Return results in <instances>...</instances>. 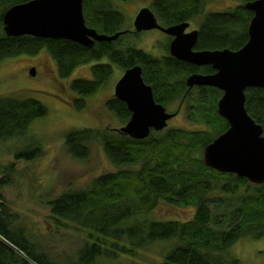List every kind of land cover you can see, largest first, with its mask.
Here are the masks:
<instances>
[{"label": "trees", "instance_id": "trees-1", "mask_svg": "<svg viewBox=\"0 0 264 264\" xmlns=\"http://www.w3.org/2000/svg\"><path fill=\"white\" fill-rule=\"evenodd\" d=\"M32 0H0V63L6 59L34 56L45 50L57 65L61 79L78 67H91L90 79H74L73 106L83 111L87 98L101 90L114 68L123 72L142 68L145 83L151 86L157 103L169 106L177 100L188 101L186 80L192 74H213L210 66L196 67L179 61L163 46L154 56L131 42L125 15L113 0H83L86 26L99 34L112 36L126 32L116 41L96 42L91 48L63 39L31 36L9 37L2 17L12 6ZM129 2L133 0H118ZM211 0H151L148 7L164 27L189 23L198 29L195 50H239L248 41V24L253 13L244 5L256 0H237L226 11H212ZM198 96L189 106L188 116L197 117L207 129L189 131L166 128L136 140L122 134L120 128L72 130L65 135L70 157L86 160L90 144L98 141L116 171L95 178L86 189H70L48 202L50 219L57 229L85 233L87 243L80 250L77 264H97L100 259L134 260L156 244H167L158 264H242L230 254L242 238L264 237V184L256 186L234 174L220 173L205 165L203 150L228 129L218 115L220 90L198 87ZM245 107L264 130V90L248 89ZM190 102V100H189ZM104 109L122 123L130 119L126 105L114 96ZM47 108L31 98L0 96V141L26 135L35 120L47 115ZM40 148L19 151L16 160L32 161ZM9 169H12L10 166ZM0 188L11 183L0 175ZM193 208L190 220H157L151 213L159 207ZM17 213L0 193V264H59L47 259Z\"/></svg>", "mask_w": 264, "mask_h": 264}, {"label": "rangeland", "instance_id": "rangeland-1", "mask_svg": "<svg viewBox=\"0 0 264 264\" xmlns=\"http://www.w3.org/2000/svg\"><path fill=\"white\" fill-rule=\"evenodd\" d=\"M150 2L151 0H113L114 6L125 15L130 25L138 12L148 7ZM237 4V0H211L208 8L212 11H226ZM189 28L191 30L195 27L190 25ZM142 32H137L131 42L146 53L157 57L162 55L167 36L158 30ZM94 64L97 62L78 67L69 77L61 79L55 61L45 50L34 56L23 55L0 63V96L14 95L20 99H35L48 112L45 117L34 121L25 136L0 141V175L6 172L11 181L9 185L0 188V193L12 212L17 213L25 223L31 240L37 244L39 251L45 253L47 259L59 264H77L80 250L88 241L85 233L57 229L50 219L48 202L70 189H86L95 178L116 171L98 141L90 144L88 159L77 160L70 157L64 143L65 135L72 130H102L126 125L104 109V103L114 96L115 84L124 73L118 68H114L111 78L101 90L87 98V107L83 111L74 108L73 100L76 96L70 89V84L74 79H90ZM32 69L35 70L34 76L30 74ZM197 92V89L192 90L188 94V101L177 100L165 106L168 113L178 111L168 122L167 128L189 131L207 129L204 123L198 122L197 117L187 115L189 110L192 111L189 105L197 99ZM36 148H40V155L32 161L15 159L17 152ZM10 166L12 169H9ZM193 211L191 207L178 210L163 206L150 215L157 220L187 221L192 218ZM165 247L167 244H156L134 260L119 257L116 261H109L101 258L97 264H158L160 253ZM229 252L242 264H264V237L242 238Z\"/></svg>", "mask_w": 264, "mask_h": 264}, {"label": "water", "instance_id": "water-1", "mask_svg": "<svg viewBox=\"0 0 264 264\" xmlns=\"http://www.w3.org/2000/svg\"><path fill=\"white\" fill-rule=\"evenodd\" d=\"M245 9L253 13L248 24L247 43L239 50H195L198 30L185 31L189 23L162 27L149 7L142 8L134 22L135 32L160 30L172 37L169 54L196 67L210 66L213 74H192L186 80L189 89L211 87L221 91L218 115L228 129L203 150L207 167L220 173L234 174L251 184H264V130L248 114L246 91L264 90V0L248 2ZM3 30L9 37L67 40L91 48L95 42L116 41L126 32L112 36L99 34L86 26L83 0H32L10 7L2 17ZM30 74L35 75L32 69ZM114 97L123 102L131 116L118 131L136 140L161 132L178 112L168 113L157 103L151 86L142 76V68L124 71L115 84Z\"/></svg>", "mask_w": 264, "mask_h": 264}, {"label": "flooded vegetation", "instance_id": "flooded-vegetation-1", "mask_svg": "<svg viewBox=\"0 0 264 264\" xmlns=\"http://www.w3.org/2000/svg\"><path fill=\"white\" fill-rule=\"evenodd\" d=\"M158 23L161 25V23L158 21ZM162 27H164L163 25H161ZM133 29V30H132ZM190 28H188V30H186V33H188V32H191V31H193V30H198V29H196V28H194V29H191V30H189ZM128 30H130V32L131 33H133V35H137L138 33L137 32H135V30H134V26H133V22H132V24L130 25L129 24V29ZM151 31H153V30H151ZM158 31H160V30H158ZM143 32H146V31H143ZM142 32V33H143ZM160 32H162V31H160ZM139 33H141V32H139ZM163 33V32H162ZM164 34V33H163ZM166 35V34H165ZM167 36V35H166ZM166 40H167V43H165V44H163V46L165 45V46H167L168 47V53H169V44H170V42L172 41V37H170V36H167V38H166ZM96 43V42H95ZM164 51V50H163ZM165 52V51H164ZM170 55V54H169ZM198 87H194V88H192V89H190V91H192V90H194V89H197ZM189 90V88L187 87V92L186 93H189L190 91H188Z\"/></svg>", "mask_w": 264, "mask_h": 264}, {"label": "clouds", "instance_id": "clouds-1", "mask_svg": "<svg viewBox=\"0 0 264 264\" xmlns=\"http://www.w3.org/2000/svg\"><path fill=\"white\" fill-rule=\"evenodd\" d=\"M178 112V111H177ZM174 113V112H173ZM168 127V126H167Z\"/></svg>", "mask_w": 264, "mask_h": 264}]
</instances>
